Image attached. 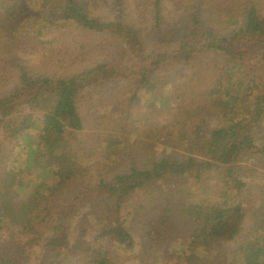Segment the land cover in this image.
Here are the masks:
<instances>
[{
  "label": "trees",
  "instance_id": "trees-1",
  "mask_svg": "<svg viewBox=\"0 0 264 264\" xmlns=\"http://www.w3.org/2000/svg\"><path fill=\"white\" fill-rule=\"evenodd\" d=\"M196 1L203 7L186 18L184 36L157 40L152 47L145 45L135 28L121 22V5L111 7L117 9V18L108 21L93 15L90 0H0V41L14 55H41L54 71L52 76L30 74L17 56L0 61V89L15 71L13 66L20 65L16 86L0 93V146L13 139L10 150L19 152L18 157L0 152V264H48L44 257L34 256L29 246L43 248L42 256H51V264H69L67 253L78 256V264H116L119 258H108V250L93 249L80 235L71 244L69 237L71 232L90 230L124 251L136 249L138 244L125 226L127 220L144 240L142 253L133 257L139 259L137 264H264V202L250 219L254 232L240 241L246 214L234 190L244 186L235 173L239 164L264 162V14L244 0ZM150 2L158 27L162 0ZM204 15L214 17L208 21L216 24L213 29L226 23L231 30L203 29ZM51 30L63 34V39L44 40ZM90 61L89 69L63 76L70 65ZM181 66L194 73L167 98L159 99V106L166 109L171 97L175 98L171 137L177 140L185 134H180V127L188 121L191 106L198 115L218 121L196 138L195 145L189 144L194 155L184 161L161 159L57 198L63 182L57 186L55 175L43 180V173L81 158L86 161L80 164L88 169L90 161L110 164L122 156L110 146L105 156L98 157L66 144V136L82 128L78 103L85 106L94 101L99 86L125 82L130 94L121 102L127 109L149 98L146 89L154 71ZM151 96L149 101L154 93ZM107 106L109 110L112 105ZM104 109L95 107V111ZM167 129L150 130L161 137ZM24 144L27 150L20 146ZM95 151L103 154L98 148ZM28 155L33 161L25 159ZM211 166L225 168L228 180H222L221 188L231 186L219 197L222 202L179 203L173 184L180 179L198 180ZM152 187L161 191L149 192ZM22 196L24 201L19 199ZM15 200L23 208L30 203L22 218L17 213L20 208L11 206ZM229 242L236 245L227 249Z\"/></svg>",
  "mask_w": 264,
  "mask_h": 264
},
{
  "label": "rangeland",
  "instance_id": "rangeland-1",
  "mask_svg": "<svg viewBox=\"0 0 264 264\" xmlns=\"http://www.w3.org/2000/svg\"><path fill=\"white\" fill-rule=\"evenodd\" d=\"M150 1L120 0V4H118L116 0H90V3L93 6V15L108 21L117 18V9H111V7H120V5L124 7L120 9L121 22L135 28L141 35V39L145 45H152V47L157 45V40L166 37L175 39L183 37L185 31H188L186 18L194 14L197 8L203 7L196 0H162L161 23L157 27L154 20V9ZM243 2L253 7L257 12L259 11V13L264 14V0H244ZM102 3L106 5L105 8L101 7ZM207 17L208 15H204L200 20H206L201 24L205 30L216 31V29H221L224 33H228L232 28L231 26H227L226 23H222L213 29L216 24L213 25L208 21L214 17ZM32 20H34L33 17ZM35 24L34 29L38 30L40 24L39 26L37 22ZM50 38L60 41L63 39V34L58 35L56 30H51L43 39L48 40ZM81 41L82 43H86L84 39ZM13 56H17L21 62V66L26 68L30 74L52 76L54 73L46 65L41 55H14L13 51L9 50L5 42L0 41V61H5L7 58L10 59ZM92 63L90 61L83 64H72L66 68L63 76L69 73L85 71L93 65ZM19 66V64L16 67L15 65L13 66L15 71L11 73L7 85L0 89V93L8 92L16 86L17 76H19L17 73ZM193 73L192 68L185 66L177 67L169 71H154L151 84L147 86L149 89H146L149 91V98L154 93L153 99L149 101V98L146 97L132 104L127 109L123 108L126 104L121 102L123 100L122 98L126 97L127 99L130 94L129 86L125 82L99 86L93 93L94 101L88 102V105L85 106L83 102H79L82 128L79 133L67 135L65 138L66 144L71 147L78 146L82 152H87V154L91 153L98 157L105 156V150L107 146H110L112 151L119 149L122 156L119 159H111L112 163L110 164L104 163L96 165L97 161H90V168L88 169L86 166L80 164L86 161L85 158L69 162L65 166L60 165L58 168L56 165L53 172H49V174L45 172L41 176L43 180H51L50 176L55 175L57 180L56 185L63 182L61 184L62 188L56 192L55 196L61 199L65 198L68 193L75 192L77 189L93 187L101 180L110 182L114 177L126 174L133 168L150 167L154 162L161 159L184 161L187 155H194V152L188 149L189 144L195 145L196 138L209 132L217 125L218 121L206 114L198 115L197 108L191 106L187 112L188 121L180 127V134H185L181 135L177 140H174L171 137L172 132H174L172 131L171 122L177 113L175 98L171 97L172 99L168 101L166 109L161 107V105L159 106V99L167 98L175 90L176 85L184 83ZM104 103L106 105H103ZM108 103L112 105L109 110L107 108ZM97 105L104 106V111H95ZM162 126H168V129L161 137L156 136L154 131L150 130ZM262 136H264V132ZM106 138H109V140L105 141ZM13 142V139H9L0 146L2 156H19L18 151L10 150V145ZM20 146L25 148V144ZM95 148H98L103 154L96 153ZM25 150L27 149L25 148ZM25 159L33 161L31 155H28ZM235 173L238 175L240 182L244 183L243 187L234 188L237 193V203L242 205L246 214V221L239 233L241 237L240 241H244L242 238L247 236L248 239L250 232H254L253 224L250 220L252 214L264 202V181L262 179L264 177V162L262 160L260 162L254 160L252 163H241L236 167ZM18 177L20 179L17 180L21 181V175ZM223 179L224 181L228 180L225 168L221 171L218 167L211 166L202 171L198 180L193 178L190 180H177L172 186V192L173 194H177L178 202L185 206L196 202H222V199L219 197L224 193L225 187H231L228 185L221 188ZM152 191L160 192L161 190L152 187L149 189V192ZM19 199L24 201L23 196ZM11 206L15 210L20 208L17 213L22 215L21 218L26 215L29 207H31L30 203L27 202L23 208L22 203L17 200ZM130 210V208L127 209V211ZM251 225L252 228L250 227ZM125 226H127L136 244H138L136 249L133 248L132 250L124 251L123 247L119 244L109 238L100 239L98 238V234L90 230H80L83 231L81 233L78 231L71 232L69 242L72 244L74 238L80 235L82 240L87 242L93 249L100 250L101 253H105L108 250V258L113 256L118 257L119 259L117 260L121 263L118 261L116 264H137L139 259H134L133 257L142 253L140 248L144 240L139 237L137 233L138 229L131 226L129 220L126 221ZM22 239L26 240L25 238ZM233 245L236 244L229 242L226 244V248L229 249ZM29 248L34 251V256L38 254L44 257L48 264H51V256H42L44 255L43 248L40 249L34 246H29ZM16 256L14 254L12 258L15 259ZM59 258H62V256H59ZM66 259L69 264L79 263V257L74 256L72 253H67ZM62 264H66V262H62Z\"/></svg>",
  "mask_w": 264,
  "mask_h": 264
}]
</instances>
